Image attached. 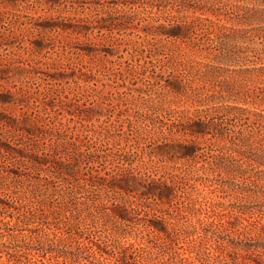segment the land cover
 I'll return each instance as SVG.
<instances>
[{
	"label": "rangeland",
	"instance_id": "1",
	"mask_svg": "<svg viewBox=\"0 0 264 264\" xmlns=\"http://www.w3.org/2000/svg\"><path fill=\"white\" fill-rule=\"evenodd\" d=\"M9 1L14 4L0 11L26 26L0 28V264H55L50 248L62 252L59 264H126L124 257L134 264L124 251L131 245L144 249L137 255L145 260L136 256V264L264 261V187L214 171L207 154L186 160L171 154L163 161L152 156L160 139L150 137L158 135L153 129L160 120L169 124L170 112L193 115L202 108L170 92L169 85L178 61L209 62L204 54L188 42L145 36L146 22L121 31L98 29L96 13L106 17L115 10H94L85 4L90 0H75L73 8L67 0ZM123 10L148 16L139 7ZM125 152L119 158L142 179L146 173L171 184L174 176L175 193L163 202L147 200L149 207L132 215L128 226L106 220L102 207L111 213L113 204L128 205L133 198L87 185L91 175L105 177L97 156L106 157L102 167L109 170V155ZM79 153L92 163L75 166L68 157L82 160ZM154 213L167 233L144 227L142 218L153 221ZM107 234L114 257L93 256L89 240H106Z\"/></svg>",
	"mask_w": 264,
	"mask_h": 264
},
{
	"label": "trees",
	"instance_id": "2",
	"mask_svg": "<svg viewBox=\"0 0 264 264\" xmlns=\"http://www.w3.org/2000/svg\"><path fill=\"white\" fill-rule=\"evenodd\" d=\"M67 1L70 8H73L75 0ZM87 3L94 10L101 8L102 11L104 7L115 10L107 13V18L97 16L96 13L92 22L98 24V29L121 31L131 29L134 25L136 28L141 22H146L141 27L145 36L158 38L159 41L188 42L195 52L204 54L203 58L209 60L178 61L174 65L177 74L173 84L169 85L170 92L184 96L191 104H198L202 108L195 109L193 115H188V111L172 112V115L170 112L169 124L160 120L159 127L153 129L158 130L155 131L158 135L150 137L156 142L160 139V143H156L152 151V156L163 161L162 156L164 158L171 154L185 160L193 159L198 154H207L212 160L214 171L223 172L232 180L239 179L243 184L264 187V0H90L85 4ZM12 4L13 1L0 0L2 8ZM123 7L129 10L134 7L142 8L148 16L127 14ZM153 9L162 15L150 16ZM169 11L177 15H166ZM185 13L192 14L194 20L184 21ZM25 17L33 19L27 15ZM169 17L172 20H169ZM161 18L163 22H159ZM80 19L83 22L88 21ZM134 22L136 24H133ZM228 22L235 25L228 26ZM25 26L14 14L0 11V28L20 30ZM210 102L214 105L207 106ZM162 128L166 129L167 135L162 134ZM159 134L162 137L159 138ZM155 149L162 151L156 153ZM79 154L83 156L82 160L68 157L75 166L81 161L87 166L92 163L91 159ZM126 155L129 153L109 155L112 158L108 161L111 165L109 170L102 167L107 162L106 157L97 156L98 168L101 167L105 177L96 173L91 175L92 180L87 181L93 191L108 189L107 191L133 198L128 205L125 202L113 204L111 213L106 207H102V216L113 223H130L132 215L138 216L142 207H149L146 204L149 199L157 203L175 196L172 185L174 176H171V184L161 181L160 178H151L146 173L142 179L138 172L134 174V170L130 168L132 163L123 159ZM120 156L123 158L120 159ZM123 162H127L128 166L122 167ZM66 165L71 164L68 162ZM88 168L94 172L99 171L91 166ZM108 176L110 179L106 178ZM178 178L182 180V177ZM237 185H231L230 188L235 192L233 186ZM142 220H145V228L167 233L163 230L166 228L165 222L155 213L153 221L145 218ZM219 226H222V223H219ZM105 239L89 240L87 249L91 250L93 256L98 254L102 257V254H106L114 257L113 251L107 249V243L113 239L110 234H107ZM116 247L120 250L117 253L123 254L122 247L118 244ZM260 248L264 254V245ZM143 250H136L132 245L124 248V251L129 253L128 259L134 264L136 256L145 260L142 255H137L138 251ZM49 252H54L55 264H59L57 259L63 256L62 252L52 251L51 248ZM122 260L128 264L126 257ZM255 264H264V261H255Z\"/></svg>",
	"mask_w": 264,
	"mask_h": 264
}]
</instances>
